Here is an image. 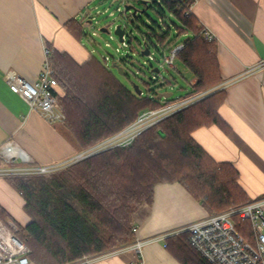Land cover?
<instances>
[{
    "label": "trees",
    "instance_id": "trees-1",
    "mask_svg": "<svg viewBox=\"0 0 264 264\" xmlns=\"http://www.w3.org/2000/svg\"><path fill=\"white\" fill-rule=\"evenodd\" d=\"M160 1L159 6L153 0L161 12L165 9L176 16L177 34L168 29L158 35L149 28L150 34L167 44L187 35L179 60L196 79L187 97L214 88L221 81L215 41L203 38V26L194 15L185 18L172 2ZM65 26L77 39L86 35L74 19ZM49 50L58 82L54 94L66 115L62 127L80 151L123 131L142 112L176 102L157 100V92L137 95L94 54L78 63L67 52ZM221 92L167 117L129 147L95 154L49 177L7 179L23 198V211L30 218L27 225H17V236L29 247L32 264H73L131 244L136 240L134 215L143 205L152 204L154 188L160 183L182 184L209 215L245 204L239 172L230 163L216 162L192 137L197 128L220 122ZM0 218L12 221L1 204ZM188 239V233L168 237L181 263L209 264Z\"/></svg>",
    "mask_w": 264,
    "mask_h": 264
},
{
    "label": "crops",
    "instance_id": "crops-1",
    "mask_svg": "<svg viewBox=\"0 0 264 264\" xmlns=\"http://www.w3.org/2000/svg\"><path fill=\"white\" fill-rule=\"evenodd\" d=\"M106 1L0 0V147L14 141L42 165L67 161L80 152L62 124L47 122L11 92L7 74L37 79L45 47L85 62L93 53L65 24L74 19L82 25ZM194 16L216 35L221 81L210 90L222 94L220 122L197 128L192 137L216 162L230 163L239 172L246 202L264 200V0H197ZM195 81L192 75L191 83ZM0 187L1 206L21 213L23 198L4 180ZM208 215L182 184H157L152 204L134 215L136 240L148 241L141 252L127 250L91 264H182L168 238L153 239ZM29 222L26 217L24 226Z\"/></svg>",
    "mask_w": 264,
    "mask_h": 264
},
{
    "label": "built area",
    "instance_id": "built-area-1",
    "mask_svg": "<svg viewBox=\"0 0 264 264\" xmlns=\"http://www.w3.org/2000/svg\"><path fill=\"white\" fill-rule=\"evenodd\" d=\"M167 1L172 2L175 10L181 12L185 18L194 15V7L197 0ZM158 2L161 5V1L158 0ZM166 11L169 12V15L167 17L163 12L165 17H162L157 24L158 32H156L158 35H162L170 29L171 33L176 35L177 28L174 21L178 20L173 12ZM94 20V16H91L89 20H84L82 27H93ZM172 25L175 27H172ZM202 26L201 34L203 38L209 42L216 41V35L206 26ZM149 35L151 34L149 33ZM186 36L185 34L182 37L185 38ZM125 37L126 33L122 42L123 44H125ZM179 38L174 44H167L168 41L162 44L156 38L163 51L166 52L163 56V62L166 66L174 67L176 59L179 58V54L184 48L182 39ZM145 47L149 48L150 52L148 56L152 58L151 49L146 41ZM49 55L50 50L45 47L46 59L37 79L29 81L17 73L10 72L7 74V82L11 92L21 95L28 102L32 111L38 112L49 123L62 124L66 120V115L58 98L54 94L58 82L52 74ZM102 60L109 66L110 57H103ZM123 60L125 59H120V62H123ZM114 62L121 64L119 60H114ZM262 66H264V63ZM153 72L158 75L160 70L155 72V69H153ZM191 99L187 97L171 104H165L159 109L142 112L137 120L123 131L79 152L71 160L63 164H37L14 141L9 140L0 147V159L3 162L0 165V178L49 177L69 165L95 154L112 148L129 147L146 130L185 108L187 102ZM263 207L264 200L248 201L241 206H232L223 212L208 215L171 235H161L153 240H166L168 237L176 234L188 233L190 245L209 264H264ZM243 221H249L252 225L254 244L245 238L238 229ZM17 232L18 227L15 223L12 221L5 222L0 219V264H32L29 257L30 249L17 236ZM147 242V240H136L115 250L85 257L73 264H91L100 258L120 254L127 250H135L140 253Z\"/></svg>",
    "mask_w": 264,
    "mask_h": 264
},
{
    "label": "rangeland",
    "instance_id": "rangeland-1",
    "mask_svg": "<svg viewBox=\"0 0 264 264\" xmlns=\"http://www.w3.org/2000/svg\"><path fill=\"white\" fill-rule=\"evenodd\" d=\"M137 1L138 0H107L105 3L97 5L92 13V16L95 17L93 27L84 28L86 35L82 38V42L84 46L99 59L102 60V58L106 56L110 57L111 61L108 63L110 68L114 60H119L120 62V59H125V62H120V65L124 68L125 74H119L115 68H111V70L120 83L129 89L134 90L133 84H136L146 97L149 96V94H153V92H171L172 95L169 98L176 101L184 99L192 93L191 72L186 69L179 58L176 59L174 67L166 66L163 62V56L166 52L161 48V42L159 43L156 37L149 35V33H151L149 28L158 32L157 24L165 15L168 17L169 12L164 9V15L158 7L160 3L155 5L153 0H150L148 4H140ZM127 4H132L138 9L137 17H127V15L132 14V11H129L127 15L124 13V6ZM174 22L179 25L178 21L175 20ZM118 24L126 27L125 44L120 42L118 36L114 33L115 27ZM172 27L175 26L172 25ZM101 28H107L110 32H102ZM179 39L183 40L184 37L181 36ZM145 41L151 49L152 58L142 55V51L145 48ZM156 68L160 70L158 75L153 72V69ZM167 81H170V83ZM212 92L213 90H206L189 97L192 99L187 102L185 108L204 99ZM65 162L66 161L58 163L63 164ZM0 180H4L8 183L7 179L0 178ZM1 195L3 196L4 192H2ZM243 202L246 203L245 199H243ZM7 211L13 223L16 225L25 224L26 217L28 216L23 211V208L21 213L8 209ZM238 229L245 238L254 244V231L249 221H243ZM174 249L177 253V248L174 247Z\"/></svg>",
    "mask_w": 264,
    "mask_h": 264
},
{
    "label": "water",
    "instance_id": "water-1",
    "mask_svg": "<svg viewBox=\"0 0 264 264\" xmlns=\"http://www.w3.org/2000/svg\"><path fill=\"white\" fill-rule=\"evenodd\" d=\"M150 0H138L137 2L140 3V4H148ZM129 11H132V14L131 15H127L129 13ZM124 13L127 15V17L129 16H133V17H137L138 15V9L135 8L134 5L132 4H127L124 6ZM101 31L102 32H106V33H109L110 31L107 29V28H101ZM115 35L118 36L120 42H123L124 40V35L126 33V27H124L123 25L121 24H118L116 27H115ZM149 48L148 47H145L144 50L142 51V55L144 56H148L149 55ZM111 68H115L117 69L118 73L119 74H125V71H124V68L114 62L111 64ZM159 69H155V72H158ZM133 88H134V91L137 93V95H142V91L140 90V88L138 87V85L136 84H133ZM172 95L171 92H161V93H158L157 96H156V99L157 100H161V99H166V98H169L170 96Z\"/></svg>",
    "mask_w": 264,
    "mask_h": 264
}]
</instances>
